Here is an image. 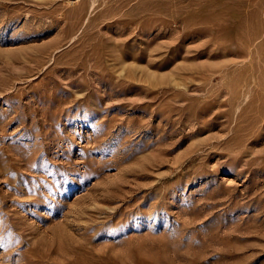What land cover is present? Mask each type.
<instances>
[{
  "label": "rangeland",
  "instance_id": "obj_1",
  "mask_svg": "<svg viewBox=\"0 0 264 264\" xmlns=\"http://www.w3.org/2000/svg\"><path fill=\"white\" fill-rule=\"evenodd\" d=\"M0 264H264V0H0Z\"/></svg>",
  "mask_w": 264,
  "mask_h": 264
},
{
  "label": "bare ground",
  "instance_id": "obj_2",
  "mask_svg": "<svg viewBox=\"0 0 264 264\" xmlns=\"http://www.w3.org/2000/svg\"><path fill=\"white\" fill-rule=\"evenodd\" d=\"M234 69V68H233ZM244 74V73H243ZM254 81V80H253ZM251 83V82H250ZM247 86V85H246ZM230 87V86H229ZM241 87V86H240ZM231 88V87H230ZM252 95V94H251ZM252 96H254V95H252ZM241 106V105H240ZM247 106H249V105H247ZM253 106V105H252ZM238 109V108H237Z\"/></svg>",
  "mask_w": 264,
  "mask_h": 264
}]
</instances>
